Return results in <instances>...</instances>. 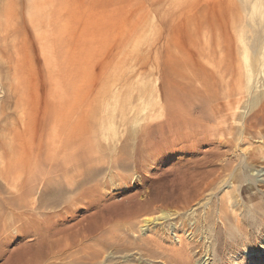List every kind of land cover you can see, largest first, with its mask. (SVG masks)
Masks as SVG:
<instances>
[{"label": "rangeland", "instance_id": "rangeland-1", "mask_svg": "<svg viewBox=\"0 0 264 264\" xmlns=\"http://www.w3.org/2000/svg\"><path fill=\"white\" fill-rule=\"evenodd\" d=\"M13 2L18 34L0 45V264L35 262L55 239L69 255L94 247L103 228L127 249L58 262L176 264L181 222L197 224L182 232L190 264H264V0ZM171 91L188 100L170 109ZM10 131L27 132L11 164ZM89 147L101 157L87 166L104 171L55 199L62 156ZM124 156L131 165L115 166ZM13 182L25 185L16 204Z\"/></svg>", "mask_w": 264, "mask_h": 264}, {"label": "bare ground", "instance_id": "bare-ground-1", "mask_svg": "<svg viewBox=\"0 0 264 264\" xmlns=\"http://www.w3.org/2000/svg\"><path fill=\"white\" fill-rule=\"evenodd\" d=\"M3 1V0H2ZM30 2H32V1H30ZM13 4H15L14 2H13V0H5V4H3V2L0 4V45H1V43H8V44H10V42H11V38H13V36H14V33L15 34H18L17 33V31H16V29L14 28L15 27V25L13 24V20L15 19V18H17L18 17V15H19V9L18 8H16ZM25 6H27V5H25ZM54 7H56V5L54 6ZM28 9H29V7H28ZM21 10V9H20ZM32 10V9H31ZM38 16V15H37ZM34 18H35V16H34ZM52 19V18H51ZM59 24V23H58ZM17 25V24H16ZM37 25V24H36ZM20 26V25H19ZM18 28H20V27H18ZM58 28V27H57ZM36 29V28H35ZM59 29V28H58ZM31 30V29H30ZM28 31V30H27ZM28 34V33H27ZM54 34V33H53ZM24 35V34H23ZM22 35V36H23ZM42 36H44V35H42ZM14 37H17V36H14ZM28 37V36H27ZM21 38V37H20ZM16 41V40H15ZM18 42V41H17ZM16 42V43H17ZM23 43H25V42H23ZM7 44V45H8ZM14 44V43H13ZM20 44V43H19ZM21 45V44H20ZM22 45H24V44H22ZM25 47V46H24ZM177 87H178V91H182V92H184V93H189L190 95H197V93H198V91H197V89L196 90H194L193 88H187V86H185V85H183V86H181V85H177ZM178 91L177 92H173V94H172V91L169 93V98H167L168 99V101H169V105H168V107L170 108V109H174L176 106H181L182 104H183V102L184 101H187L188 99L186 98V97H181V96H178ZM197 91V92H196ZM172 96H174V97H172ZM198 96V95H197ZM173 99H175V102L173 103V102H171L172 101V98ZM89 116H90V114H89ZM80 125V124H79ZM78 125V126H79ZM167 125H169V123H167L166 124V126ZM169 127V126H168ZM80 130H78L79 131V133H80V135H81V137H84L85 138V140H87V136H86V134L89 132L88 131V129H84V128H82L81 126H80ZM171 129H172V127H170ZM79 129V128H78ZM26 134H27V132L25 133V132H23V134L22 133H16L15 131H10L8 134H6L5 135V138H3L2 139V144L3 145H5V147H7V148H9V149H12L11 151H7V156L11 153L12 154V157H9V164H11V162H12V160L14 159L13 157H14V153L15 152H18V150H21V149H23V148H25L26 149V147H27V139H26ZM84 140V142H86ZM84 151V153H82V154H80L81 156H79V157H76V158H74V157H70V158H68V157H66L67 156V154L66 153H64V155L62 156V157H64L63 158V160H64V162L63 163H61L60 165H58V167H59V169H61V170H63V174H62V179H63V181H64V183H63V188H61V190H57V186H54L53 187V189L52 190H50V192L51 193H53V195H54V198L55 199H57V200H59V201H61V197H66L67 195H69V194H71V193H74V192H76V190H78V188H80V186L81 185H83L85 182H92L93 181V178H94V175L95 174H100V173H102L103 171H104V166H99V167H93V166H87L88 164H89V162H91V161H93V160H95V159H97V158H100L101 157V155L95 150V149H93L92 147H89V149L88 150H83ZM91 151H92V153H91ZM131 161H133L131 158H129V157H127V156H124V157H122L121 159L120 158H117L116 160H115V162H114V165L115 166H120V167H129L130 165H131ZM74 162H76L75 164H74ZM73 166H83L84 167V170H83V172H84V174H86V178L85 179H83L82 178V176H83V172H81L80 170H78V169H72V167ZM72 170H71V169ZM22 171V173L24 172V169L23 168H16V170H15V172H21ZM1 174H2V172H0ZM21 174V173H20ZM6 178H8V175L6 176ZM46 185L47 186H50V183L48 182V183H46ZM21 188L23 189V191H21V189H20V185H19V183L18 182H13V183H11L10 184V189H12V190H15L16 189V192L17 191H20V192H18V193H16V194H18L19 196H18V198H15L14 199V201L12 202V203H14V204H16V203H18L19 202V199L20 200H22L23 199V197L25 196V193H24V191H25V185H24V183H21ZM260 192V191H259ZM15 194V195H16ZM230 196V195H229ZM160 198V197H159ZM167 198H168V196H167ZM66 199V198H65ZM64 199V200H65ZM63 200V201H64ZM156 200H158L156 197L153 199V201H155L156 202ZM164 201H166L165 199H163ZM222 200V199H221ZM146 202V201H145ZM220 202H222V204H223V202H225V201H220ZM152 202H148L147 201V203H145V205L147 206V207H149V205L151 204ZM226 203V202H225ZM221 204V203H220ZM44 205H46V203L44 202ZM220 207V208H219ZM218 207V209H216V211H214V212H218L219 213V216H218V218L220 219V220H222L223 221V224H225L226 225V223H225V221H226V219L227 218H229V213H228V211H227V208H226V206L225 205H223V206H219ZM212 208V207H211ZM147 209V208H146ZM150 209V208H149ZM142 210V209H141ZM138 211V210H137ZM144 212V211H143ZM148 212V211H147ZM150 212H151V210H150ZM212 210H210L209 212H207L208 214H207V216H205L204 218H199L198 220H199V224H201V225H203V223H202V221H206L207 223H210V222H212V214L214 213ZM134 214V213H133ZM172 216L174 215V214H171ZM171 215H168V213L167 214H165L164 215V218H169V217H171ZM131 217H134V216H130V218ZM163 217V216H162ZM214 218V217H213ZM155 219H159V217H157V218H151V217H144L143 219H142V222L144 223V225H150V223H153V221L155 220ZM198 220L196 221V222H198ZM130 223H132V222H130ZM239 223V222H238ZM212 224V223H211ZM190 226V224H188L187 222H181V225H179V227H178V229H177V231H176V237H177V239H178V242H179V244L181 245L180 246V248H177V249H175V251H177V252H175V255H173L172 257H174L173 259L174 260H172V261H174L176 264H190L191 263V249H192V245H191V242L190 241H184L183 240V235H182V232H183V230L184 229H187L186 227H189ZM194 225V224H193ZM197 225V224H196ZM196 225L193 227V228H191V227H189L190 229H189V231H191L192 233L194 232V228L196 227ZM118 226V225H117ZM131 226V225H130ZM25 225H23V227H22V229H25ZM117 229H119V232H120V226H119V228H117ZM130 229V228H129ZM26 230V229H25ZM58 233V232H60L59 230H56V229H53V231L51 232V233ZM111 232H116V228H115V230H113L112 231V228H106V229H104L103 228V230H102V233L104 234H107V236L106 237H104L103 236V234H102V239H101V243H100V240H99V242H98V246H99V248H95V246H97V245H95L94 247H92V244H86V242L84 243V244H82V247H79L78 248V250H77V252H74V253H72V254H70L69 255V253H67V252H65L66 251V249H67V247L65 248V247H62V242H61V240L60 239H55L54 240V242H50V241H48L47 242V244H46V248H44V250L42 251V253L40 254V257H39V259L37 260V261H35V262H31V261H28V262H26V264H32V263H34V264H60V262H62V259H66V258H68V257H71V258H74V259H78V260H83L84 262H87V260L88 259H92V257L93 256H97V255H101L102 253L103 254H105L104 252H106L105 251V248H109L111 245H116L117 243L120 245V247H121V245H123L121 242H120V238H122L123 237V239H124V237L125 236H122V237H120V238H116L114 235V237H112V236H108L109 235V233H111ZM125 232V231H124ZM112 233V234H113ZM120 233H122V229H121V232ZM116 235H121V234H116ZM240 235V234H239ZM233 237H235V235L234 236H232V238ZM236 238H237V236H236ZM128 239V238H127ZM220 240H222L223 241V239H221V238H219ZM239 239H241V236H239ZM127 241V240H126ZM146 243L148 242V240L147 241H145ZM221 242V241H220ZM219 242V244H221ZM227 242V241H226ZM115 243V244H114ZM135 243V242H134ZM137 243V242H136ZM141 243V242H140ZM138 244L139 246H136L138 249H141L142 248V250H143V248L145 249V250H149V248H148V246H147V244L145 243V244ZM214 243V242H213ZM213 243H211V246L213 245ZM218 243V242H217ZM128 244V242H126V245ZM215 244V243H214ZM226 244H228V243H226ZM129 245V244H128ZM134 245V244H133ZM137 245V244H136ZM218 245V244H217ZM81 246V245H80ZM118 246V245H117ZM124 246V248L125 249H123V251L124 250H126L127 249V247H125V245H123ZM122 246V247H123ZM130 246V245H129ZM129 246H128V248H129ZM147 246V247H146ZM157 246H159L160 248H163L162 247V245L161 244H158ZM194 246V245H193ZM210 246V247H211ZM214 246V245H213ZM215 246H216V244H215ZM215 246H214V248H215ZM120 247H119V249H120ZM134 247V246H133ZM150 247V246H149ZM117 248V247H116ZM122 249V248H121ZM121 249H120V251H121ZM194 249V248H193ZM213 249V248H212ZM217 249V248H216ZM214 251V250H213ZM217 251H219L220 252V250L219 249H217ZM118 253V252H117ZM209 254L211 253V250H209V252H208ZM218 254V253H217ZM61 255V256H60ZM146 255V254H145ZM211 255V254H210ZM102 256V255H101ZM217 257V256H216ZM167 258H169V256L167 257ZM171 258V257H170ZM215 258V257H214ZM87 259V260H86ZM94 259V258H93ZM97 259V258H96ZM95 259V260H96ZM98 259H100L99 258V256H98ZM172 259V258H171ZM176 259H177V261H176ZM59 260H61L60 262H58ZM94 260V261H95ZM167 260V259H166ZM170 260V259H169ZM100 261V260H99ZM95 262H98V261H95ZM94 262V263H95ZM170 263H171V261H169ZM173 262V263H174ZM62 264H70V263H67V262H64L63 261V263Z\"/></svg>", "mask_w": 264, "mask_h": 264}]
</instances>
